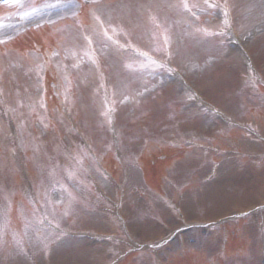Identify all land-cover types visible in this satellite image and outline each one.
Instances as JSON below:
<instances>
[{"label": "rangeland", "instance_id": "374dc122", "mask_svg": "<svg viewBox=\"0 0 264 264\" xmlns=\"http://www.w3.org/2000/svg\"><path fill=\"white\" fill-rule=\"evenodd\" d=\"M36 1L10 0L4 7V13L0 14V43L3 44L0 47V211L12 210L10 197L20 199L10 221H1L4 214L0 212V249L9 241H19L20 244L16 243L18 249L14 244L10 247L8 244L5 250H0L3 262L30 264L35 259L33 261L40 264H48L50 260L53 264H108L132 246L130 240L123 236V222L119 225L114 220V215L119 212L130 221L131 231L128 232L133 233L139 242H148L166 228L172 230L176 227L177 215L169 214L168 203L183 207L190 219L213 221L236 207L237 211H243L264 197V163L258 167L259 170H254L252 156H248L249 152L260 149L259 143L248 134L225 126L210 112L213 107L232 112L244 125L251 123L252 129L264 135V101L255 97L250 103L251 99L245 95L248 92L242 91L245 77L238 73L242 68L236 58L219 47V40L214 35L209 38L203 27L187 25L188 19L183 20L179 3L182 7L186 5L184 1H193L198 7L202 0ZM119 1L129 2L118 7L116 3ZM231 5L237 6L242 37L252 36L254 32L250 31L262 24L256 18L261 13L254 7L258 4L234 0ZM77 13L82 14V19H87V26H82L81 21L75 19ZM248 15L253 19H247ZM68 19L74 21L66 23ZM57 22L61 23L55 25ZM104 22L110 27L108 37L115 39L117 35L127 49L116 48L118 41L109 42L106 31L101 35L97 33ZM209 26L211 29L208 31L217 30L211 24ZM30 27H40L37 32L40 37L35 38L44 39L48 49L57 47L58 51L49 63L52 67L67 56L61 64L59 78L53 82L55 87L52 91L56 90L59 95L63 93L64 89L58 88L60 81L61 85L71 87L67 102L71 111L66 109L71 117L69 120L56 110L55 103L43 105L41 102L38 84L43 60L37 59L33 52V42L29 41L28 51L24 53H14L21 48L18 43H4ZM88 34L91 41L84 38ZM27 36L29 34L23 38ZM251 47L257 62L260 60L264 64V38L256 40L248 49ZM131 48L153 55L158 52V57L163 60L171 61L169 57L172 54V62L179 66L183 82L177 83L171 70L164 71L166 82L162 81L161 75H157L160 69L140 64L145 61L132 57ZM98 64H103L104 77L107 78L103 87L98 81L101 76L95 71ZM188 83L202 95V105L195 107V103L184 96ZM68 90L65 89L66 94ZM61 100L65 101L63 95ZM109 103H113V111ZM114 120L115 129L109 130L110 123L114 127ZM188 136L204 142L208 151L203 146L198 154L172 153L168 161L160 162L162 170L160 164L139 166L138 161L148 158L149 152L152 155L165 154L173 148H180L172 147V138L182 141ZM124 141H130L133 149L125 151L122 148ZM81 143L91 148L96 146L101 153L104 149L105 152L111 150L106 166L118 177V184L105 172L107 183L99 185L93 171L83 170L76 164L79 157L84 158L88 154ZM68 144L75 150L72 160H68L70 168L69 162L75 166L71 179L65 178L68 176L66 170L54 164L57 163L55 157L61 156ZM114 146L119 147L121 160L124 158L125 162L112 168L116 158ZM63 159L61 162L67 164ZM24 162L33 173L32 190L38 191L39 199H43L50 220L56 219L69 228V233L83 230L102 236L121 234L123 241L103 244V240L93 236L98 242L92 245L84 240L64 241L60 237L58 243L52 234L29 235L30 227L42 224L43 218L40 209L33 207L29 210L28 186L31 184L23 173ZM212 162L220 165L219 180L204 185L202 178L212 177L210 168L215 165ZM40 165L41 170L38 169ZM140 168L148 173L146 181L138 174L141 173ZM62 177L65 184L60 191L59 178ZM168 178L174 190L186 186L183 201H179L180 193L173 195V191L172 197H157L164 196ZM124 179L125 202L118 208ZM82 183L85 185H79ZM150 184L157 188H150ZM143 187L157 192L144 197L146 191ZM98 188L107 193L106 199L96 193ZM80 189L88 192V197L81 198ZM66 194L77 198L67 204ZM263 230L264 211L247 221L242 220L239 225L220 227L209 237L192 234L189 247L193 246L194 250L186 254L182 252L187 249L182 251L175 246L170 253L141 260L137 258L139 251L133 250L121 264H262L264 241L260 246L258 241L259 236L264 235ZM225 232L230 234L229 242L227 250L220 253ZM28 235L29 238L31 236L30 244ZM46 247L55 250L52 254L42 253V248ZM34 252L36 255L33 256Z\"/></svg>", "mask_w": 264, "mask_h": 264}, {"label": "snow or ice", "instance_id": "6c2138e0", "mask_svg": "<svg viewBox=\"0 0 264 264\" xmlns=\"http://www.w3.org/2000/svg\"><path fill=\"white\" fill-rule=\"evenodd\" d=\"M185 7H187V5H185Z\"/></svg>", "mask_w": 264, "mask_h": 264}]
</instances>
